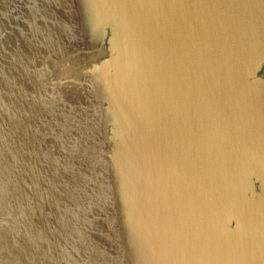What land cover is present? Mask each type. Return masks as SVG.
Returning a JSON list of instances; mask_svg holds the SVG:
<instances>
[{"label":"water","instance_id":"water-1","mask_svg":"<svg viewBox=\"0 0 264 264\" xmlns=\"http://www.w3.org/2000/svg\"><path fill=\"white\" fill-rule=\"evenodd\" d=\"M0 264H264V0H0Z\"/></svg>","mask_w":264,"mask_h":264}]
</instances>
